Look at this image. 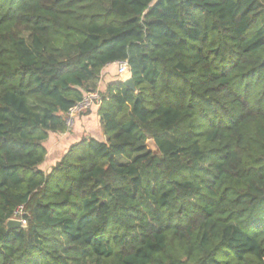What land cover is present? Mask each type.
Instances as JSON below:
<instances>
[{"label":"trees","instance_id":"1","mask_svg":"<svg viewBox=\"0 0 264 264\" xmlns=\"http://www.w3.org/2000/svg\"><path fill=\"white\" fill-rule=\"evenodd\" d=\"M0 264H264V0H0Z\"/></svg>","mask_w":264,"mask_h":264},{"label":"crops","instance_id":"2","mask_svg":"<svg viewBox=\"0 0 264 264\" xmlns=\"http://www.w3.org/2000/svg\"><path fill=\"white\" fill-rule=\"evenodd\" d=\"M116 63L105 68L100 85L104 89L106 84L115 80L109 75L114 70ZM99 105H95L87 114L79 115L75 118L73 125L64 133H53L46 142L48 154L44 163L40 166L45 172L49 171L55 163L61 159L71 144L81 140L84 137H94L104 140L100 117L98 115Z\"/></svg>","mask_w":264,"mask_h":264},{"label":"built area","instance_id":"3","mask_svg":"<svg viewBox=\"0 0 264 264\" xmlns=\"http://www.w3.org/2000/svg\"><path fill=\"white\" fill-rule=\"evenodd\" d=\"M118 67V74L120 76H126L128 78L131 76L130 74V64L128 60H122L117 62ZM101 100V95L98 90L96 91H89L85 94L82 100L78 101L68 112L67 114V123L69 127H71L74 123V120L77 116L82 115L87 110H90L93 106L99 105ZM24 215V208L20 206L15 215L11 219H16L21 222L22 226H26L27 220L23 217Z\"/></svg>","mask_w":264,"mask_h":264},{"label":"water","instance_id":"4","mask_svg":"<svg viewBox=\"0 0 264 264\" xmlns=\"http://www.w3.org/2000/svg\"><path fill=\"white\" fill-rule=\"evenodd\" d=\"M124 83L128 87H130L131 89H133V90L136 89V86H135V83H134V79H133L132 76H130L127 79H125ZM148 145L153 151H158L159 150L158 145H157L156 141L153 138L148 140ZM7 226L9 228H18V227L21 226V222L19 220H16V219H10L7 222Z\"/></svg>","mask_w":264,"mask_h":264},{"label":"rangeland","instance_id":"5","mask_svg":"<svg viewBox=\"0 0 264 264\" xmlns=\"http://www.w3.org/2000/svg\"><path fill=\"white\" fill-rule=\"evenodd\" d=\"M115 68H114V70L113 71H111V72H109V75L112 77V78H115L116 80L118 79V80H125V79H127V78H125L126 76H120L119 74H118V67H117V63H116V65L114 66ZM100 82H101V79L98 81V83H97V86H98V91H103L104 89L102 88V86L100 85Z\"/></svg>","mask_w":264,"mask_h":264}]
</instances>
